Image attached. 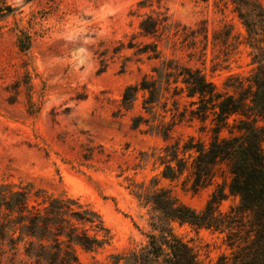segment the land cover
Listing matches in <instances>:
<instances>
[{
  "label": "rangeland",
  "instance_id": "obj_1",
  "mask_svg": "<svg viewBox=\"0 0 264 264\" xmlns=\"http://www.w3.org/2000/svg\"><path fill=\"white\" fill-rule=\"evenodd\" d=\"M141 1L0 0V184H8V192L29 189L30 205L44 206L49 196L72 197L99 212L109 239L96 251L73 244L83 264H126V256L147 245L151 213L136 196L140 187L168 188L196 209L225 187L220 210L228 212L239 204V197L229 191L232 175L226 162L218 163L210 183L198 190L189 170L174 180L162 176L160 158L166 146L192 136L209 142L212 114L206 121L188 115L165 138L150 123L132 127L133 116L151 117L142 109L143 93L134 110L119 117L113 112L124 89L154 74L159 63L128 47L130 42L153 40L139 32L144 14L163 11L183 25L206 26L204 57L198 52L191 59L185 48H162L166 56L202 67L218 90L232 94L234 88L227 85L237 80L231 77L247 78L255 68L246 27L231 0H145L142 6ZM5 5L15 10L4 15ZM229 32V45H223ZM21 39L28 49L21 48ZM183 95L180 111L196 107L193 98ZM173 107L170 99L167 111L162 103L154 111L170 121ZM230 131L224 128L221 135L230 136ZM6 213L2 206L0 222L10 219ZM9 226L7 236L0 238V264H38L26 251L35 239L25 235L13 243L9 238H17L19 229ZM174 228L202 264H232L241 246L231 244L228 233L220 230L179 223Z\"/></svg>",
  "mask_w": 264,
  "mask_h": 264
},
{
  "label": "trees",
  "instance_id": "obj_2",
  "mask_svg": "<svg viewBox=\"0 0 264 264\" xmlns=\"http://www.w3.org/2000/svg\"><path fill=\"white\" fill-rule=\"evenodd\" d=\"M231 2L246 27V43L252 48L255 64L249 77H231L236 78V83L226 84L235 93L218 90L202 67L166 56L162 48V45L175 51L185 48L190 50L191 59L198 52L204 57L209 45L207 27H189L173 20L167 12L154 11L144 14L139 23L140 34L153 40L130 42L128 47H136V53L146 54L159 63L152 69L154 74H145L124 89L113 116L134 110L140 92L142 109L151 117L143 113L133 116L132 127L150 123V129L165 138L188 115L206 121L212 114L209 142L192 136L183 144L174 142L166 146L160 158L164 165L162 176L174 180L189 170L192 186L198 190L210 183L215 166L226 162L232 175L229 191L239 197V204L228 212L220 210L221 202L227 197L225 187L216 189L202 209L180 201L168 188L140 187L136 196L150 208L152 230L147 245L126 256V264H202L194 247L176 233L175 223L227 232L231 244L241 243L232 264H264V6L260 0ZM143 4L145 0L139 3ZM14 10L15 7L5 5L2 14ZM229 36L230 32L225 33L223 45H229ZM216 41L214 36V45ZM20 45L23 50L28 49L22 39ZM183 94L193 98L191 105L196 107L180 111ZM170 99L174 104L169 109L171 120L159 119L155 107L162 103L166 108ZM232 116H237L233 124L229 121ZM224 128H230V136L221 135ZM157 181L152 179V183ZM8 188V184H0V209L4 206L10 216L8 221L0 222V238L7 236L9 225H17L19 235L10 237V241L14 243L25 235L33 237L35 240L29 241L26 251L38 264H83L73 244L96 251L108 241L109 230L102 216L78 199L49 196L44 206L30 205L29 189L8 192Z\"/></svg>",
  "mask_w": 264,
  "mask_h": 264
}]
</instances>
